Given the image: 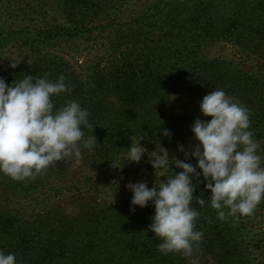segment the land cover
Here are the masks:
<instances>
[{"label":"trees","instance_id":"obj_1","mask_svg":"<svg viewBox=\"0 0 264 264\" xmlns=\"http://www.w3.org/2000/svg\"><path fill=\"white\" fill-rule=\"evenodd\" d=\"M91 1L64 0L62 23L0 39L16 40L28 54L6 74V83L26 75L47 74L52 81L64 75L70 91L54 103L78 101L90 113L85 137L97 140L80 157L62 159L35 179L14 181L0 173V250L15 254L17 264H238L241 258L233 257L240 248L231 244L238 237L236 217L218 218L203 177L199 183L193 179L194 195L205 200L204 206L192 201L200 213L196 228L203 233L199 249L190 258L160 253V241L147 231L154 208L131 211L133 194L126 185L146 181L151 188L181 170L170 165L166 174H155L150 158L138 164L124 160L131 142L139 141L145 148L160 143L170 149V158L183 160L184 154L173 151L181 145L190 150L195 119H211L201 115L199 103L218 89L250 110L251 130L264 148V0H141L133 8L129 0H112L105 1L107 19L94 23L80 19ZM124 9L125 17L115 15ZM77 41L100 43L104 54L79 72L55 55L60 44ZM227 46L239 59L223 52ZM163 129L169 137L162 136ZM190 162L196 164L194 158ZM61 184L67 186L62 198L78 197L72 207H54L33 222L4 211L11 199L40 198ZM103 188L116 194L117 204L85 203L90 191Z\"/></svg>","mask_w":264,"mask_h":264},{"label":"clouds","instance_id":"obj_2","mask_svg":"<svg viewBox=\"0 0 264 264\" xmlns=\"http://www.w3.org/2000/svg\"><path fill=\"white\" fill-rule=\"evenodd\" d=\"M17 65L12 62L9 67ZM69 91L62 74L55 81L47 74L26 75L11 86L0 77V173L14 181L35 179L56 162L80 157L82 149L95 146L94 135L86 138L83 131L91 127L88 110L75 100L60 107L54 103V97ZM199 112L211 119H195L191 126L195 143L189 151L182 145L178 148L183 160L170 158L160 143L149 153L140 141L131 142L125 153L124 161L137 164L147 154L155 174L158 170L166 174L172 170L170 165L181 170L151 188L146 181L126 185L133 194L131 211L153 206L147 231L158 238L157 250L164 255L180 253L190 258L199 249L203 233L196 228L200 213L192 201L195 198L204 206L205 200L194 195L193 179L199 183L203 177L211 193L210 205L221 220L250 216L264 202V155L262 142L251 130L250 110L218 89L202 98ZM162 136L169 137L170 131L163 129ZM0 264H17V258L0 250Z\"/></svg>","mask_w":264,"mask_h":264},{"label":"rangeland","instance_id":"obj_3","mask_svg":"<svg viewBox=\"0 0 264 264\" xmlns=\"http://www.w3.org/2000/svg\"><path fill=\"white\" fill-rule=\"evenodd\" d=\"M105 1L110 2L112 0H92L88 6L82 8L87 16L80 17V19L91 23L107 19L106 7H104ZM140 2L141 0H129L127 5L133 8L134 5L137 6ZM64 7V0H0V39L4 37L5 33L10 34L15 39L13 34L20 31H29L30 29L39 30L43 23L49 25L60 24L66 16ZM127 13L128 10L124 9L123 13L122 10H119L115 15L123 18ZM14 39H11L12 41L0 40V77L3 78L13 69L9 67L12 62L18 63L16 67L18 68L22 66L25 60H28V54L20 47L21 43L16 42ZM55 49L57 51L55 55L60 59L64 58L65 64L71 68L70 71L76 72L86 70L90 65L97 63L104 55L100 43L92 44V42L85 41H77L74 44L68 43L67 45L60 44ZM223 50L229 57L239 59L240 54L236 53L233 47L227 46ZM146 149L150 153L156 151L157 146L148 145ZM166 149L169 153L170 149ZM173 153L177 155L184 154L178 149H175ZM171 154L169 153V156ZM261 154L264 155L263 147ZM144 157L149 158L147 154ZM66 187L65 184H61L60 187H54L53 190L45 193L40 198L20 197L11 199L10 203L4 206V211L9 217L17 218L20 221H38L40 216L45 212L47 213L49 209L60 208L64 205L70 206L78 198L76 197L71 201L66 198L69 194L64 195L62 198L61 193L65 191ZM114 195L116 194L111 193L107 188H103L101 191H90L84 201L86 204L95 202L117 204ZM8 204L11 205V208ZM106 204L104 206H107ZM233 219L235 227L238 229L235 231L238 237H235L231 244L236 248H240V251L238 249L234 250L233 259L241 258L238 264H264V202H261L250 216H239L236 217V220Z\"/></svg>","mask_w":264,"mask_h":264}]
</instances>
